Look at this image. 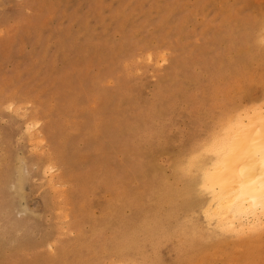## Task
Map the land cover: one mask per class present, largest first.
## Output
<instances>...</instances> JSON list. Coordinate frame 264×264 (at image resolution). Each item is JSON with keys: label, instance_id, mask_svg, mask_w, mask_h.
I'll return each mask as SVG.
<instances>
[{"label": "rangeland", "instance_id": "374dc122", "mask_svg": "<svg viewBox=\"0 0 264 264\" xmlns=\"http://www.w3.org/2000/svg\"><path fill=\"white\" fill-rule=\"evenodd\" d=\"M262 116L264 0H0V264H264L205 212Z\"/></svg>", "mask_w": 264, "mask_h": 264}, {"label": "bare ground", "instance_id": "6f19581e", "mask_svg": "<svg viewBox=\"0 0 264 264\" xmlns=\"http://www.w3.org/2000/svg\"><path fill=\"white\" fill-rule=\"evenodd\" d=\"M261 121H264V116ZM250 126L248 122L247 126L242 127L239 139L232 138V142L245 145L237 144L235 152L231 143L227 146V152H222L221 147L223 154L217 161L221 159L222 167L218 165L219 169H215L213 174L208 172L218 187L216 199L222 208L213 210L208 204L205 212H209V219L217 220V226L231 230L236 229L239 223L247 226L242 223L243 220L249 222L247 220L252 219V223H260L264 217V127L261 125L253 129Z\"/></svg>", "mask_w": 264, "mask_h": 264}]
</instances>
